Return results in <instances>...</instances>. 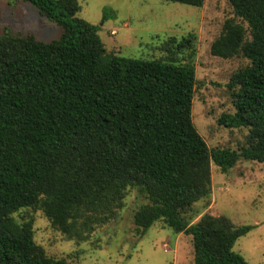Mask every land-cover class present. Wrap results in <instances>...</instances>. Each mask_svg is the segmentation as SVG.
<instances>
[{
    "label": "trees",
    "instance_id": "obj_1",
    "mask_svg": "<svg viewBox=\"0 0 264 264\" xmlns=\"http://www.w3.org/2000/svg\"><path fill=\"white\" fill-rule=\"evenodd\" d=\"M23 1L62 34L45 42L0 33V264H70L36 243L33 218L15 213L40 209L83 242L116 218L132 188L148 200L134 214L140 234L163 221L192 237L194 264H249L234 245L253 226L185 214L210 197L212 163L227 173L241 159L264 162V0H229L248 27L229 18L211 44L214 56L249 60L228 83L236 111L219 119L249 129L238 149H210L193 122L194 34L171 37L165 58L125 57L107 53L100 26L77 16L79 0Z\"/></svg>",
    "mask_w": 264,
    "mask_h": 264
},
{
    "label": "rangeland",
    "instance_id": "obj_2",
    "mask_svg": "<svg viewBox=\"0 0 264 264\" xmlns=\"http://www.w3.org/2000/svg\"><path fill=\"white\" fill-rule=\"evenodd\" d=\"M77 16L100 26L107 53L125 57L165 58L171 37L195 35L196 68L192 118L210 149H238L249 129L219 123L224 113H234L228 83L232 74L249 63L242 55L224 59L211 53L212 42L229 18L236 17L229 0H205L202 7L166 0H79ZM114 15L104 19V11ZM33 35L41 41L60 38L62 28L42 16L37 7L23 0H0V33ZM249 38V37H248ZM177 52L178 59L186 54ZM171 55V54H170ZM212 192L185 214L192 223L204 214L224 215L236 225L253 229L240 237L234 250L249 264H264V162L241 159L227 173L212 163ZM148 200L135 188L128 191L116 218L98 227L87 240L77 242L53 228L40 209L24 208L14 214L18 221L34 219V238L49 256L66 258L70 264H194L191 236L175 233L163 221L145 234L134 223L136 210Z\"/></svg>",
    "mask_w": 264,
    "mask_h": 264
}]
</instances>
